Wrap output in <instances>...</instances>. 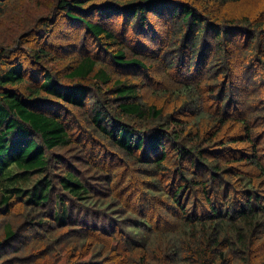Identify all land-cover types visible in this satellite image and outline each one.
<instances>
[{
	"label": "trees",
	"instance_id": "trees-1",
	"mask_svg": "<svg viewBox=\"0 0 264 264\" xmlns=\"http://www.w3.org/2000/svg\"><path fill=\"white\" fill-rule=\"evenodd\" d=\"M35 1L0 0V264H264V0Z\"/></svg>",
	"mask_w": 264,
	"mask_h": 264
},
{
	"label": "rangeland",
	"instance_id": "rangeland-1",
	"mask_svg": "<svg viewBox=\"0 0 264 264\" xmlns=\"http://www.w3.org/2000/svg\"><path fill=\"white\" fill-rule=\"evenodd\" d=\"M34 2H36L35 0H33ZM27 8V3L25 2H22V9H25ZM29 10H30V16L33 18V17H37V16H40L42 14H47V9L44 7V4L41 5L39 8L33 6V4L31 3V7H29ZM8 26V25H7ZM5 26V30L9 31L11 33V31L9 30V28ZM159 29H161V27H159ZM162 30H165L164 28H162ZM5 36H7V33L4 32L3 33ZM2 36V34L0 33V37ZM1 41V40H0ZM4 221V218L2 219ZM13 224H15V222L13 220H10ZM12 256V255H11ZM2 261H0L1 263ZM258 264H260V261H257Z\"/></svg>",
	"mask_w": 264,
	"mask_h": 264
}]
</instances>
